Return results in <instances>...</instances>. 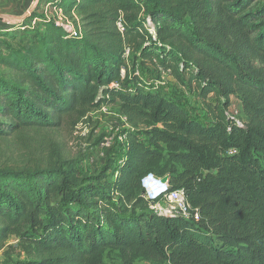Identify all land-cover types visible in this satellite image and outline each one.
Here are the masks:
<instances>
[{
    "label": "trees",
    "instance_id": "trees-1",
    "mask_svg": "<svg viewBox=\"0 0 264 264\" xmlns=\"http://www.w3.org/2000/svg\"><path fill=\"white\" fill-rule=\"evenodd\" d=\"M47 2L76 33L36 12L25 19L35 27L0 28V251L16 237L20 264H101L107 250L122 264H264V0ZM138 61L214 98L213 124L146 88ZM232 98L243 119L228 114ZM102 105L132 129L122 163L93 182L79 174L85 153L34 165L6 153L29 131L79 126ZM149 174L184 189L200 219L151 211Z\"/></svg>",
    "mask_w": 264,
    "mask_h": 264
},
{
    "label": "rangeland",
    "instance_id": "rangeland-1",
    "mask_svg": "<svg viewBox=\"0 0 264 264\" xmlns=\"http://www.w3.org/2000/svg\"><path fill=\"white\" fill-rule=\"evenodd\" d=\"M24 1L26 0H0V15L7 12L20 13L26 11L31 4L32 8H29L30 10L25 13L24 18L29 17V14H34V12L45 15L44 11L50 9V6H41L40 8V0H28L29 3L25 8ZM21 6L24 7L22 11H20ZM15 7L17 11L13 12L12 9ZM24 18L10 17L7 20L9 24L18 26ZM134 54L132 49L127 60L131 65ZM134 71L143 84L149 88L155 82L160 81L158 90L184 108L190 118L205 126L213 124L214 116L211 109L216 101L210 96L203 98L196 85H191L187 79L179 81L175 76L168 73H160L159 75L158 71L149 63L136 62ZM108 106L110 110L106 112L97 109L89 115L88 122H84L88 128L81 127V124L72 127V125L65 123L63 127L55 131L37 132L32 130L19 144H15L16 141L8 142L4 146L6 153L10 155L11 161L15 160L17 163L32 165L47 164L56 159L75 158L81 153H85L86 158L79 165V174L86 183L93 182L94 177L92 176H95L98 170L104 168L108 162H114L115 167L122 163L126 154L127 131L132 129L121 118L116 106ZM228 114L240 119L244 118L242 105L238 99L232 98V105ZM107 139L110 141L108 144ZM113 178V174L109 176V179L112 180ZM59 201L60 198H57V202ZM25 259L26 254L22 250L20 240L16 237L9 238L0 251V264H20ZM101 264H122L119 251L107 250L102 256ZM135 264L150 263L139 259Z\"/></svg>",
    "mask_w": 264,
    "mask_h": 264
},
{
    "label": "built area",
    "instance_id": "built-area-1",
    "mask_svg": "<svg viewBox=\"0 0 264 264\" xmlns=\"http://www.w3.org/2000/svg\"><path fill=\"white\" fill-rule=\"evenodd\" d=\"M48 6H50L49 7L50 9L44 11L45 16L47 18L54 19L56 24L63 26L68 32L76 33V28H75L74 24L66 17V15L64 14L62 9L53 6V4L51 2L46 3V7H48ZM39 11L41 12V10H39ZM23 16H21V18H24ZM26 18H28V16H26L23 21L18 20L20 22H19L18 26L17 25L16 26H17L19 32H23V31L27 30L28 28L35 27L39 23L38 18H33V19H30L28 22H25ZM147 21L150 22V19H148ZM10 25H12V24H10ZM147 26H149V24ZM118 28L120 31H122V32L124 31V23L122 20H119ZM150 31L153 35H155V32L152 28H150ZM131 51H132L131 47L126 48V50L124 52V57H125L126 61L128 60V57H129ZM121 73H122V76L124 77L126 74V68H122ZM161 73H168V72L161 71ZM159 83H160V81L155 82L153 86H150V88L146 85L145 86L148 89H151L154 91H159L158 90ZM115 85L117 86L118 84L116 83ZM99 109H101L102 111H105V112L110 110L108 105H102ZM118 112H119L121 118L127 123L126 117L121 114L119 109H118ZM237 122L241 126L243 125L241 121H237ZM80 124H81V127L84 126V128L85 127L88 128V125H86L84 122H81ZM109 142L110 141L108 140L107 144ZM127 147H128V139L126 136V149H127ZM150 176L155 177L160 182L164 177L163 178H157L153 174H149L148 176H146L143 179V186L146 187V189H147L146 197L150 200L149 208L151 211H153L157 215L166 216V217L180 216V217H184L187 219H191V218H193L195 220L200 219L199 210L197 208H194L191 205V203L189 202L187 193L184 189L169 190V179H168L166 185L163 187V189L160 190V192H162V193L156 192L152 195L151 194L152 191L150 189L151 187L146 182V180Z\"/></svg>",
    "mask_w": 264,
    "mask_h": 264
},
{
    "label": "crops",
    "instance_id": "crops-1",
    "mask_svg": "<svg viewBox=\"0 0 264 264\" xmlns=\"http://www.w3.org/2000/svg\"><path fill=\"white\" fill-rule=\"evenodd\" d=\"M40 3H39V6L41 7H43V6H46V3H47V0H40L39 1ZM29 3V1L28 0H26V1H24V4H25V8H26V6H27V4ZM30 3H33V2H30ZM34 5V4H33ZM24 7H22L21 6V10L20 11H22V9H24ZM30 9L32 8V4L30 5V7H29ZM27 9L26 11H22V12H20V13H9V12H7L6 14H2V15H0V28H5V27H8L10 24L8 23V20L7 19H9L10 17L11 18H16V17H21V16H23V15H25V13L28 11V10H30V9ZM17 8L15 7V8H13L12 10H13V12H15V10H16ZM17 11V10H16ZM3 39H5V38H3ZM6 40V39H5ZM2 48H0V50H1Z\"/></svg>",
    "mask_w": 264,
    "mask_h": 264
},
{
    "label": "bare ground",
    "instance_id": "bare-ground-1",
    "mask_svg": "<svg viewBox=\"0 0 264 264\" xmlns=\"http://www.w3.org/2000/svg\"><path fill=\"white\" fill-rule=\"evenodd\" d=\"M147 184L151 187L152 190H154V192H160V188L161 187H157V185L159 184V181L153 177L150 176L147 180H146Z\"/></svg>",
    "mask_w": 264,
    "mask_h": 264
},
{
    "label": "clouds",
    "instance_id": "clouds-1",
    "mask_svg": "<svg viewBox=\"0 0 264 264\" xmlns=\"http://www.w3.org/2000/svg\"><path fill=\"white\" fill-rule=\"evenodd\" d=\"M166 183H167V182L164 183V182H162V181H161V182L159 181V184L157 185V187H161V188H160V190H161V189H163V187L166 185ZM150 189H151V188H150ZM145 190L147 191L146 187H145ZM151 191H152V193H151L152 195H153L154 193H156V192H154V190H152V189H151ZM160 193H162V192H160Z\"/></svg>",
    "mask_w": 264,
    "mask_h": 264
},
{
    "label": "water",
    "instance_id": "water-1",
    "mask_svg": "<svg viewBox=\"0 0 264 264\" xmlns=\"http://www.w3.org/2000/svg\"><path fill=\"white\" fill-rule=\"evenodd\" d=\"M162 182H167L168 181V177H164L162 180H161Z\"/></svg>",
    "mask_w": 264,
    "mask_h": 264
}]
</instances>
